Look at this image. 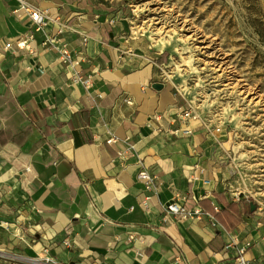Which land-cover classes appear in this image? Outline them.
<instances>
[{
	"label": "crops",
	"instance_id": "1",
	"mask_svg": "<svg viewBox=\"0 0 264 264\" xmlns=\"http://www.w3.org/2000/svg\"><path fill=\"white\" fill-rule=\"evenodd\" d=\"M26 1L41 29L0 0V264H217L233 240L264 264V200L166 71L169 47L126 0Z\"/></svg>",
	"mask_w": 264,
	"mask_h": 264
},
{
	"label": "rangeland",
	"instance_id": "2",
	"mask_svg": "<svg viewBox=\"0 0 264 264\" xmlns=\"http://www.w3.org/2000/svg\"><path fill=\"white\" fill-rule=\"evenodd\" d=\"M126 1L137 34L178 51L166 71L179 74L195 109L233 138L241 188L251 190L254 204L264 200V0ZM146 2L150 11L135 8ZM149 20L156 29L140 30ZM222 62L231 78L217 71ZM258 95L262 105L250 101Z\"/></svg>",
	"mask_w": 264,
	"mask_h": 264
},
{
	"label": "built area",
	"instance_id": "3",
	"mask_svg": "<svg viewBox=\"0 0 264 264\" xmlns=\"http://www.w3.org/2000/svg\"><path fill=\"white\" fill-rule=\"evenodd\" d=\"M18 3L17 8L14 10L15 14L25 13L31 18V21L37 27V29H41L47 24L48 19V11H41L30 6L26 0H15ZM16 45L19 49H25L29 45V38H20L16 41ZM11 44H7L6 48H10ZM63 60L65 62L68 61L69 55L67 51L63 52ZM185 134H191L190 130H185ZM113 139L109 140L111 143ZM140 180L143 181L147 186H150L153 182V177L148 174L146 171L140 173ZM167 211L172 215H182L183 219H192V218H200L202 215V210L197 208L194 211H187L182 208L177 200H173L167 206ZM68 244V243H67ZM248 245H241L238 241H230L227 242L225 246V252L228 256L218 262L217 264H253L252 260L247 257ZM39 264H72V263H61L56 261L53 258L47 257L44 258Z\"/></svg>",
	"mask_w": 264,
	"mask_h": 264
},
{
	"label": "bare ground",
	"instance_id": "4",
	"mask_svg": "<svg viewBox=\"0 0 264 264\" xmlns=\"http://www.w3.org/2000/svg\"><path fill=\"white\" fill-rule=\"evenodd\" d=\"M151 4H152V2H146L145 4H143V8H141V6H139L137 4V7L135 6V8L137 10L140 9V10H143V11L144 10L150 11L151 10ZM181 25H182L183 28H185L186 25H187V22L186 21H183V22H181ZM155 29H156V26H154L152 24V21L150 22V20H149V23L147 21V22H145L142 25V27H140V30H143L146 33L147 32H151L152 33V31L155 30ZM156 47L159 50H161V51H164L167 48V46H165V44H164V42L162 40H159V41L156 42ZM169 49H170V51H171L172 54H176L178 52L175 48H169ZM203 50L206 51V48H203ZM189 63H191V62H189ZM209 63H212V61L209 62ZM224 63L225 62H222L221 64L218 65L217 71H221L222 72V74H221L222 76L231 78L232 77L231 76V73L228 72V70H226V68L223 67V64ZM255 100H257L256 103H255L256 105H262V98H261V96L258 95L256 97H253L250 101H251V103H253V102H255ZM262 111L264 112V108H262Z\"/></svg>",
	"mask_w": 264,
	"mask_h": 264
},
{
	"label": "water",
	"instance_id": "5",
	"mask_svg": "<svg viewBox=\"0 0 264 264\" xmlns=\"http://www.w3.org/2000/svg\"><path fill=\"white\" fill-rule=\"evenodd\" d=\"M156 87H157V88H158V87L160 88L161 86L156 85Z\"/></svg>",
	"mask_w": 264,
	"mask_h": 264
}]
</instances>
